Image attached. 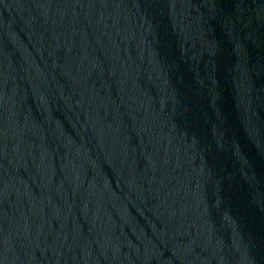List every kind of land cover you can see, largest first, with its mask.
Masks as SVG:
<instances>
[{"label":"water","instance_id":"95a60500","mask_svg":"<svg viewBox=\"0 0 264 264\" xmlns=\"http://www.w3.org/2000/svg\"><path fill=\"white\" fill-rule=\"evenodd\" d=\"M0 264H264V0H0Z\"/></svg>","mask_w":264,"mask_h":264}]
</instances>
